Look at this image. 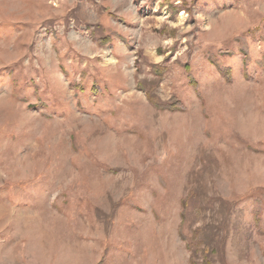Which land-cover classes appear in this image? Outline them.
<instances>
[{
  "label": "rangeland",
  "instance_id": "rangeland-1",
  "mask_svg": "<svg viewBox=\"0 0 264 264\" xmlns=\"http://www.w3.org/2000/svg\"><path fill=\"white\" fill-rule=\"evenodd\" d=\"M0 264H264V0H0Z\"/></svg>",
  "mask_w": 264,
  "mask_h": 264
}]
</instances>
